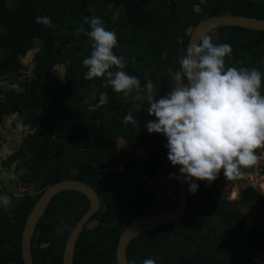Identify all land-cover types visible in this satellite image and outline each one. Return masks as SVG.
<instances>
[{
  "label": "trees",
  "instance_id": "trees-1",
  "mask_svg": "<svg viewBox=\"0 0 264 264\" xmlns=\"http://www.w3.org/2000/svg\"><path fill=\"white\" fill-rule=\"evenodd\" d=\"M223 14L264 19V0H0V76L18 78L21 59L32 55L30 73L18 80L20 90L0 98V120L19 114L34 129L23 144L25 173L16 181L34 183L31 192L41 193L54 183L77 179L100 199V209L76 241L73 264H116L124 228L138 217L159 213L145 178L160 173L167 141L146 131L153 117L146 101L134 97L144 95L148 81L155 99L167 94L173 85L169 71L179 70L192 27ZM37 16H48L52 25L36 23ZM86 17H100L116 34L113 52L123 58V71L139 78V94L113 92L106 77L85 79L82 60L91 54ZM81 24L85 32L77 33ZM207 35L214 44L231 46L226 68L262 72L264 32L220 27ZM60 66L63 80L53 71ZM260 91L264 94V76ZM129 113L137 126L124 123ZM133 144L146 156L129 151ZM196 182L195 194L186 184V212L180 220L130 240L128 264H143L146 258L155 264H264V198L245 187L229 200V189L220 181L211 186ZM34 203L27 195L8 210L0 207V264H23L20 239ZM88 207V199L76 191L51 200L32 238L33 264H61L67 237ZM91 222L96 223L87 227Z\"/></svg>",
  "mask_w": 264,
  "mask_h": 264
},
{
  "label": "clouds",
  "instance_id": "clouds-1",
  "mask_svg": "<svg viewBox=\"0 0 264 264\" xmlns=\"http://www.w3.org/2000/svg\"><path fill=\"white\" fill-rule=\"evenodd\" d=\"M36 23L52 25L48 16H37ZM85 23L90 29L85 34L91 41V54L82 60L87 68L85 79L106 77L113 92L125 96L133 91L139 94V78L123 71V58L113 52L116 34L104 27L100 17H86ZM80 32H85L83 24L77 29ZM231 52L228 43L214 44L211 36L204 34L199 43L186 48L179 60L180 68L173 76L179 83L171 85L167 94L155 99L153 84L148 81L144 95L134 97L146 101V111L153 117L146 123V131L165 137L167 159L178 167L192 194L199 188L196 181L211 184L221 171L225 178L239 176L242 167L257 162L256 150L264 148V94L260 91L264 73L257 68H226L225 57ZM114 66L117 70L111 71ZM53 71L63 80L62 71L55 68ZM105 102L106 94L102 93L100 104ZM123 121L137 126L131 113ZM180 177L170 174V178ZM0 190L10 194L5 188ZM238 195L229 200H236ZM10 204L6 195H0V207L7 208ZM143 264L155 262L146 258Z\"/></svg>",
  "mask_w": 264,
  "mask_h": 264
},
{
  "label": "water",
  "instance_id": "water-1",
  "mask_svg": "<svg viewBox=\"0 0 264 264\" xmlns=\"http://www.w3.org/2000/svg\"><path fill=\"white\" fill-rule=\"evenodd\" d=\"M220 27H238L257 32H264V19L255 17L223 14L200 20L189 33L188 44L199 43L201 36ZM186 47V48H187ZM262 73H264V51L261 58ZM176 176L180 177L178 167ZM178 202L176 206L168 211L138 217L132 220L121 232L116 246V264H128L126 257L127 246L131 239L140 233L151 231L164 225L172 224L180 220L186 212L187 187L183 178L177 179ZM65 191H76L82 193L89 201L88 210L80 218L69 233L64 245L61 264H73V255L76 241L85 228L89 219L100 209V199L95 190L86 183L77 179H66L46 187L30 210L24 225L20 239V252L23 264H33L31 255V240L37 224L51 200Z\"/></svg>",
  "mask_w": 264,
  "mask_h": 264
},
{
  "label": "rangeland",
  "instance_id": "rangeland-1",
  "mask_svg": "<svg viewBox=\"0 0 264 264\" xmlns=\"http://www.w3.org/2000/svg\"><path fill=\"white\" fill-rule=\"evenodd\" d=\"M206 0H201V4H205ZM38 45V44H36ZM32 55L31 53L27 54L25 57L21 59L22 67L18 70V78H15L12 75L0 76V98L3 97L4 92L9 90H20L19 81L24 79V77L30 73V69H32ZM59 71H63V69H59ZM16 75V74H15ZM24 116H20L19 114L7 115L0 120V188H5L9 191L10 194H15L17 191L18 184L25 183L28 187V190L31 191V187L35 188L34 183H26L23 181H19V183L14 184L11 188L9 185L3 184L9 178L15 180L19 177V175H23L25 173V164H24V155L22 152L23 144L25 139L29 134L34 132L29 125L24 123ZM125 146L124 143H121L120 147ZM129 147V145H127ZM135 152L134 154H136ZM23 155V156H22ZM6 181V182H7ZM40 182V181H39ZM221 183L229 189V196L227 199H232L235 197L233 192L239 193L241 189L245 188L243 183H240L235 180H221ZM3 186V187H1ZM31 196L34 197L35 201L39 197L40 191L35 190L30 192ZM264 197V193L262 194ZM12 207L11 204L6 208V210ZM243 212L249 211L242 209ZM254 214V211H251ZM96 222H91L87 225V227H92ZM218 226H220L218 224Z\"/></svg>",
  "mask_w": 264,
  "mask_h": 264
},
{
  "label": "built area",
  "instance_id": "built-area-1",
  "mask_svg": "<svg viewBox=\"0 0 264 264\" xmlns=\"http://www.w3.org/2000/svg\"><path fill=\"white\" fill-rule=\"evenodd\" d=\"M169 71V74L174 76V73L177 71ZM179 82L174 81L173 84H178ZM257 162L250 167H242L240 169V175L230 178H225L223 175V171L218 175L217 179L213 181L211 184H208L204 181H199L202 185L211 186L216 181L221 180H235L240 183H243L245 187H252L259 191L261 194L264 193V175L261 173V166L264 164V149H257ZM121 171L122 168H119ZM176 174V167H173L167 159V150L165 152V157L162 160L160 173L154 178H145L151 189L156 195L158 210H167L172 209L178 202V194H177V183L176 178H170V174ZM19 183V182H18ZM225 189H227L225 187ZM17 192L15 194H7L6 192L0 190V195H6L10 201H19L23 200L26 195H31L28 187L25 183L18 184ZM232 194L236 197V192ZM232 197V198H235Z\"/></svg>",
  "mask_w": 264,
  "mask_h": 264
},
{
  "label": "crops",
  "instance_id": "crops-1",
  "mask_svg": "<svg viewBox=\"0 0 264 264\" xmlns=\"http://www.w3.org/2000/svg\"><path fill=\"white\" fill-rule=\"evenodd\" d=\"M129 151H133L134 153L137 152L135 155L140 156V157H145V156H146V155H145L146 153L143 151V148H142L141 146L136 147L135 144H133L132 146H130ZM6 181H7V180H6ZM6 181H5V183H3V184H5V186H6V185H9L10 188H11V187L14 185V183H15V180H13V179H11V178H9L7 182H6ZM158 211H159V210H158Z\"/></svg>",
  "mask_w": 264,
  "mask_h": 264
},
{
  "label": "flooded vegetation",
  "instance_id": "flooded-vegetation-1",
  "mask_svg": "<svg viewBox=\"0 0 264 264\" xmlns=\"http://www.w3.org/2000/svg\"><path fill=\"white\" fill-rule=\"evenodd\" d=\"M168 210H170V209H167V210H159V213H162V212H165V211H168ZM35 232V231H34ZM33 236H34V234H33ZM33 238V237H32ZM31 242H32V240H31Z\"/></svg>",
  "mask_w": 264,
  "mask_h": 264
}]
</instances>
